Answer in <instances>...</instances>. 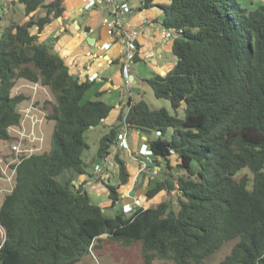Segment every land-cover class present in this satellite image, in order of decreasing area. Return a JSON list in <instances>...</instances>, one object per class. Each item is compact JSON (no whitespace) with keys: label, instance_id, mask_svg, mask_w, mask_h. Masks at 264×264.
Returning <instances> with one entry per match:
<instances>
[{"label":"trees","instance_id":"1","mask_svg":"<svg viewBox=\"0 0 264 264\" xmlns=\"http://www.w3.org/2000/svg\"><path fill=\"white\" fill-rule=\"evenodd\" d=\"M140 1L149 8L157 0ZM168 1L162 25L177 33V64L146 83L175 113L130 100L126 116L101 138L96 161L111 154L125 125L160 133L149 143L150 163L163 160L166 177L145 196L174 193L177 210L163 201L108 217L74 180L95 175L83 158L90 149L85 136L112 107L85 100L91 82L75 79L52 45L39 41L44 27L63 15V0H17L28 20L0 36V141L11 140L9 128L19 125L20 107L31 99L12 94L21 80L54 96L44 109L55 126L51 150L18 166L16 187L1 205L0 264H78L101 247L103 235L124 247L140 242L146 264L155 258L203 264L230 241L236 243L219 264H264V5L247 12L237 0ZM115 159L119 184L104 183L112 208L131 177L119 152ZM245 169L252 180L238 178Z\"/></svg>","mask_w":264,"mask_h":264},{"label":"crops","instance_id":"2","mask_svg":"<svg viewBox=\"0 0 264 264\" xmlns=\"http://www.w3.org/2000/svg\"><path fill=\"white\" fill-rule=\"evenodd\" d=\"M127 1L132 12L128 15L125 26L128 30L139 31L136 40L138 55L129 68L130 86L125 84L123 78L122 44L113 41L107 34L104 24L106 8L85 10L82 0H63L65 6L63 15L53 19L39 34V41L52 45L53 50L64 60L69 73L75 79L80 82H91L92 85L85 95V100L99 99L112 107L109 116H113L112 124L115 125L120 114L126 116L128 113L130 100H142L143 94L146 93V85L149 86L146 80L156 75H166L177 64V57L173 54L174 40H166L163 35L162 22L165 15L163 6L168 5L169 1L157 0L155 5L149 8H142L140 0ZM19 6L24 9L21 4ZM35 14H41L40 10ZM27 20L28 18L25 19ZM104 44H109V47L102 49ZM98 94L100 97H97ZM129 132V144L133 155L120 151L115 145L111 150V157L113 153L120 151L129 158V163L122 158L131 173L129 188H126L127 196L121 195L124 204L131 200L127 201L129 195L137 196L134 189L132 190L133 181L136 184L142 183L145 178V174L138 176L139 147L158 137L155 132L135 129H130ZM97 163L98 161L90 168L92 174H95L93 167ZM96 178L81 175L74 180V183L76 186L80 183L84 186L88 182L94 184ZM86 189L97 192L95 188ZM106 193L108 195V192Z\"/></svg>","mask_w":264,"mask_h":264},{"label":"rangeland","instance_id":"3","mask_svg":"<svg viewBox=\"0 0 264 264\" xmlns=\"http://www.w3.org/2000/svg\"><path fill=\"white\" fill-rule=\"evenodd\" d=\"M239 6L245 9L247 12L254 11L259 7L264 5V0H237ZM42 14V10H40ZM40 15V14H37ZM26 19L25 11L22 7L15 0H0V36L8 25L12 23L22 24ZM28 83L25 81H19L12 91L13 95L17 94H25L27 97H32V101H35L39 108L44 109V104L46 101L55 102L54 96L51 92L41 85V88L37 91L28 87ZM31 100V99H30ZM142 100L146 101L149 107L152 110H157L161 108L167 109L172 114L175 113L173 110L170 101L166 99H158L155 97L153 90L150 86L146 85V93L143 94ZM26 102V101H25ZM28 102L22 103L20 109L26 107ZM51 105L49 106V109ZM46 110V114L49 113V110ZM178 115L180 118H184L185 112L183 110L178 111ZM113 116H109L107 121L105 120L102 125L90 129L86 132V141L90 146V149L87 150L83 156L85 163L89 165V171L91 166L96 162L97 158V151L99 148V143L103 135H105L109 129L114 126L112 124ZM55 122L49 120L47 117L45 119L42 132L44 134V145L42 152H49L52 148V135L54 131ZM130 133V132H129ZM131 135V134H130ZM120 157L124 158L126 162L129 163V158L120 152ZM0 154H10V142L8 141H0ZM115 154L113 153V166L110 169H104V172L107 173L109 176L108 179L105 181H99L100 176L95 173V178L99 177V179H94L95 185L94 188L97 192L88 191V195L90 196L92 202L96 205H99L104 208L105 214L108 217H114L118 211L123 209V200L121 204L116 206L115 208L111 207V200L109 199L106 192H108L105 188L104 183L110 182L111 184L118 185L119 178H118V164L115 159ZM160 165L158 166V164ZM173 164H176L174 162ZM150 170L146 172L144 175L142 183H137L136 187L134 188L135 194L139 198H142L144 201L143 208H149L153 205H156L163 201H171L173 202L174 209L177 210V203L175 202L174 193H166L161 192L153 199H148L145 196V192L147 189L153 187L157 181L163 180L166 176L165 172V162L163 160L158 159L157 162L150 163L147 166ZM179 170L175 169V173H178ZM244 175H248L252 180V175L249 173L247 169L243 170L239 175L238 178L243 177ZM67 177H59L57 180L61 183H64V180ZM131 179V178H130ZM101 180V179H100ZM100 182V183H98ZM134 183V181H133ZM132 183V184H133ZM129 184L120 187V196L124 194L127 196L128 191L126 188H129ZM131 184V185H132ZM97 187V188H96ZM125 191V192H124ZM124 192V193H123ZM132 193V192H131ZM130 193V194H131ZM133 197L132 195L130 196ZM131 198L128 197L127 201ZM0 237L4 238L5 235L0 229ZM102 241L99 244L100 248H93L90 254L84 256L78 264H146L143 258V254L141 251V243L137 242L129 247H124L120 244H117L113 241L107 239V235H103L101 237ZM236 241H230L223 245L221 249H219L215 254H213L210 258H208L203 264H219L222 260H224L230 253ZM151 264H175L171 260H161L155 258Z\"/></svg>","mask_w":264,"mask_h":264},{"label":"built area","instance_id":"4","mask_svg":"<svg viewBox=\"0 0 264 264\" xmlns=\"http://www.w3.org/2000/svg\"><path fill=\"white\" fill-rule=\"evenodd\" d=\"M84 3V9L90 10L94 8H106V16L104 24L107 30V34L113 41L122 44L121 51V63L123 65V78L125 84L130 86L131 81L129 77V68L134 59L138 55L137 37L138 30H128L125 26L128 15L132 12V8L127 0H82ZM163 35L166 40H174L177 37V33H172L166 29L163 31ZM109 44H104L101 48L106 49ZM28 87L35 91L41 88V84L28 83ZM22 115L19 125L9 128L11 134L10 142V154H0V208L6 198V196L13 193L16 187V176L18 166L26 159L43 153L44 134L42 132L45 119L47 117L46 110L39 108L35 101H28L25 108L20 109ZM129 130L125 125L120 131L115 146L123 152L133 155L131 146L129 144ZM159 136L160 133H157ZM137 154L139 155L140 166L138 168V176L146 174L150 169L149 159L152 155L149 143H143ZM111 154L108 155L100 163L94 167L95 173L100 176L99 181H105L108 179L107 173L104 169H110L113 166V160ZM80 183L77 187H80ZM95 184L90 182L85 184L84 187L94 188ZM134 186L132 190L136 187ZM129 198L130 195H129ZM144 201L138 196H133L131 200L123 205V210L128 215L134 213L136 210L143 208ZM145 209V208H144ZM0 229L5 235V229L0 224ZM5 238V237H4Z\"/></svg>","mask_w":264,"mask_h":264}]
</instances>
